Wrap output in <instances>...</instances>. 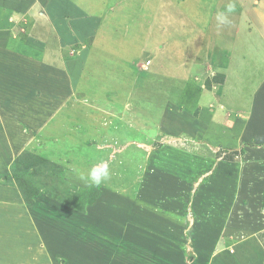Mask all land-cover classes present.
I'll return each mask as SVG.
<instances>
[{"label": "rangeland", "instance_id": "374dc122", "mask_svg": "<svg viewBox=\"0 0 264 264\" xmlns=\"http://www.w3.org/2000/svg\"><path fill=\"white\" fill-rule=\"evenodd\" d=\"M100 1L80 0L88 8ZM107 3L108 9L97 14L96 24L101 27L94 45L90 39L74 44L62 53L70 58L67 65L59 61L48 66L56 68L54 74L66 69L74 75L68 82L72 95L64 109H38L59 103V89L67 82L40 77L50 70L41 67L40 73L37 69L41 80L36 82V97L30 90L27 104L36 103L37 108L28 111L27 106H18L24 103L22 96L13 98L10 105L20 110L15 127L0 119L1 140L14 131L7 139L13 148L9 150L4 142L0 181L17 191L16 198L0 199V221L7 223L0 229V240L11 238L14 223L36 260L46 250L48 264H187L188 260L209 264V257L203 255L216 243L226 223L227 198L232 194L220 188L228 174L218 170L232 164L231 159L245 148L227 153L230 141L221 138L217 127L197 144L185 139L186 134L175 138L171 132H158L157 126L165 104L170 103L178 104L181 111L191 110L196 120L203 119L202 103L210 100L216 105L223 100L235 108L246 99L251 108V93L258 81L264 90V0ZM229 5L235 6L234 11H227ZM0 11V26H11L7 45L20 52L18 41L26 37L33 19L13 16L7 1H0ZM221 15L223 22L218 19ZM211 44L217 49L205 55L206 45ZM96 57H101L99 62L93 59ZM242 57L246 63L240 71ZM10 65L21 73L35 72L20 67L21 63L0 59L6 70ZM179 68L189 71L182 73ZM159 70L188 77L172 82V73ZM141 74H149L147 80ZM241 76L244 79L238 83ZM6 80L18 83L16 77ZM190 83L197 91L203 90L196 106H186L182 96ZM21 84L23 90L32 87L34 80ZM52 84H58L54 87L58 93L50 97ZM236 84L250 90L249 96L234 90ZM16 85L13 89H19ZM205 92L212 97L205 99ZM249 108L237 117L248 118L253 113ZM8 113L3 115L13 116L12 109ZM211 149L212 158L206 154ZM99 165L107 166L108 178L99 187L88 186L80 177ZM15 211L12 222L10 212ZM227 246L233 253V242ZM30 259L24 262L35 264Z\"/></svg>", "mask_w": 264, "mask_h": 264}, {"label": "crops", "instance_id": "0c3cea01", "mask_svg": "<svg viewBox=\"0 0 264 264\" xmlns=\"http://www.w3.org/2000/svg\"><path fill=\"white\" fill-rule=\"evenodd\" d=\"M0 1H7L9 10L14 13L13 16L19 19L21 16H28L33 19V24L26 30V37H24L21 41H18L20 43L19 47L22 48L20 49V52L18 50L14 51L11 45H7L9 44L8 41L11 40L9 38L11 26H6L4 24L0 26V59L4 62H18V66H20L19 64L21 63L23 66L20 67H29L30 70L32 69L35 71L32 74L27 72L21 73L15 68H12L11 65L8 70H6L5 66L4 68L3 66H0V103L2 107V112L0 111V119L1 121L4 119L5 122H10L7 124L8 126L15 127L16 113L20 112L19 107L27 106L29 102L28 96L30 95V90L32 91V96L36 97V82L41 80V76L48 78L51 82L52 80L59 79L64 82L66 80L67 82L59 89V96H57L60 97L58 101L59 103H56L55 106L51 108L48 105H45L39 107L38 109L40 111L52 109L53 112L56 108L60 111L64 109L67 105L69 97L72 95L68 82L73 81L74 75L66 69H64V71L62 69L63 72L60 74H54L52 71L56 68H49L48 66L58 64L59 61H61L63 65H67L69 63L68 59L70 58H68L66 54L63 55L62 53H65L67 49L72 48L74 44L80 42L84 43L86 40L90 39V43L92 42L94 45L95 34L97 33L98 28L101 27V25L96 24L97 14L100 12L102 13L104 9H108V3L106 4V0H103L102 2L100 1L101 3L96 4V7H94L95 4H93V8H88L83 5L80 0ZM212 20H214V17ZM255 29H257L256 31L258 32L261 31L259 30L261 29L259 26H255ZM52 41H55V44H53ZM45 44L48 45L46 48H44ZM15 45L17 46V44H14V47H16ZM199 46L200 44L198 47L196 45L192 48L193 51L196 52ZM214 47L217 49V46H213L212 44L210 46L206 45L204 51L205 55H207L208 50H213ZM40 50H44L45 53H42V51L40 52ZM56 53L57 55H60V57L57 56L55 59ZM221 57L223 58V56ZM100 58L101 57H96L93 59H96L99 62ZM240 62L243 64L242 68L239 66L241 71L243 70V66L246 61L242 57ZM254 62L255 66L260 68L256 59ZM191 66L188 68L189 70L191 69ZM41 67H44V71H47L48 68L50 70L40 74V77L38 78L37 69L40 73L39 69H41ZM226 67L227 66H225V68ZM178 70L182 73L189 71L186 69V71H181L180 68ZM159 71L165 74L172 73V82H179L180 80L188 77L184 76L181 78L171 70L169 72H165L164 70ZM224 71L226 70L224 69ZM143 74H141V76L147 80L149 74ZM236 74L239 75V73ZM77 76L78 74H75V78H77ZM92 76L93 78L95 77L94 75ZM9 77H16L18 79V83L11 84L10 82H7L6 79ZM229 77H231V75L228 73L227 78ZM237 77L238 76H234V80H237ZM32 79L34 80L33 86L25 87L21 90V83L24 82V85H27L29 80ZM242 79H244L242 76L238 78V83L241 82ZM258 83L259 86L257 85L258 87L255 88L253 93H251L250 90H246L245 87L240 88L238 84H236L234 88V90L241 89L242 93H246L247 96L251 93V108H249L250 102L245 101L246 99L244 98V100L240 101L239 105L235 108L232 104L224 103L225 101L223 100L219 101L217 105L216 103L211 104L210 100L207 101L208 103H202L204 108L203 119L196 120V116L191 115V110L185 109L181 111L177 107L178 104L170 103L168 107L165 104L166 107L164 106L162 110V117L160 118L162 120H160L157 126L158 132H171L173 135L177 136L175 138H181L183 137L182 134H186L187 136L184 137L185 139L189 140L191 143L197 144L199 143V139L204 136L210 137V135L213 134V128L217 127L219 129V133L222 132L220 133L221 138L226 141H230L226 145L227 153H232L245 148L241 151L239 156L236 155L235 160L231 159L233 161L232 164H228L225 169L218 170L222 173L223 170H225L228 174L222 181L220 188L227 193L230 191L232 194L231 198H227L230 203L227 205L226 213L224 214L226 223L222 225L220 235L216 238V243H214L210 250L203 255V257L205 255L209 257V264H264V90L260 89L261 82L258 81ZM7 84H11V86L9 87ZM16 84H18L19 89H13V87L17 86ZM187 84L185 85V93H182L183 98L187 102L186 106H189V104L196 106L203 95V90L201 91V89H199V91H197V88L193 83H190V86L187 88ZM42 85L44 86V84ZM57 85L52 84L51 88L53 87L54 91L50 92V97H52L51 94L58 93V91L54 88ZM262 85H264V81ZM45 89H48L47 86ZM47 92V94H49L48 90ZM206 93L207 92H205V99L212 97L211 94L209 95ZM20 96H22L21 98L24 100V103L23 101L21 102V104H23L22 106H20L21 104L18 105L19 107H13V105H10L13 98H19ZM52 104L53 103L50 105ZM37 106L38 105L34 103L30 104L26 108L30 111L33 107L37 108ZM28 107L30 108L28 109ZM247 107L249 110L252 109L253 113L245 119L239 116L237 117L238 113L245 111ZM10 109H12L13 112L12 117L8 116ZM23 110L25 109H22V111ZM27 110L26 112H28ZM225 110L232 111L228 114L229 112L226 113ZM4 112H7L8 115L6 114L4 116ZM235 113L237 114L235 115ZM43 115L44 114L40 115V117L42 118ZM183 121L184 123H182ZM11 132L14 131H8L7 135H5L7 137L4 136L2 140L0 138V167L5 164L4 161L6 155L4 154V142L9 150L10 148H13L11 146V142L9 140L7 141V139L10 138ZM222 145L224 144H221V146ZM160 149L158 148L156 150ZM175 149L178 148L175 146ZM200 151L202 152V150ZM206 154L212 158V149L207 150ZM208 161L210 162L209 159ZM232 161H229L228 163H231ZM246 176L250 177V179H245ZM255 184L256 188L253 189V185ZM16 193L17 191L14 188L7 186L6 183L0 181V199L10 195L16 198ZM20 206L21 204L18 203L17 208ZM3 207H6L7 209L8 206L6 205ZM24 211L26 213V209ZM10 213L12 215L9 214V216L11 215L10 219H12L13 222V220L16 219L15 214L17 212L15 211ZM18 220L19 219L17 217V221ZM6 224L0 221V229H5ZM13 225V229L9 232L11 238L6 241L4 239L0 240V258L3 256L7 257V259H5L7 262L3 259L0 260V264H26L24 262L25 258H31L30 260L35 264H48L47 259H45L48 255L46 250L44 252L40 251V259L36 260V256L32 254V248L29 244L20 240L22 237L16 232L18 226L14 223ZM35 235L37 236L36 233ZM229 241L233 242V253H230V250L227 248ZM146 245L148 246V242H146ZM115 247V250L118 249V244L115 245ZM192 262L193 261L188 260L187 264H195L196 261Z\"/></svg>", "mask_w": 264, "mask_h": 264}, {"label": "clouds", "instance_id": "9594fccd", "mask_svg": "<svg viewBox=\"0 0 264 264\" xmlns=\"http://www.w3.org/2000/svg\"><path fill=\"white\" fill-rule=\"evenodd\" d=\"M234 5H229L227 11H234ZM218 19L223 22V16L221 15ZM109 176L108 168L106 165L93 166L88 169L86 175H82L80 178L85 181L88 186L99 187Z\"/></svg>", "mask_w": 264, "mask_h": 264}]
</instances>
